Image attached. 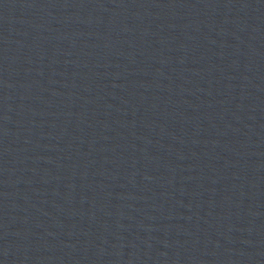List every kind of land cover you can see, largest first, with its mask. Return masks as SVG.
<instances>
[{"label":"water","instance_id":"water-1","mask_svg":"<svg viewBox=\"0 0 264 264\" xmlns=\"http://www.w3.org/2000/svg\"><path fill=\"white\" fill-rule=\"evenodd\" d=\"M264 207V0H0V264H232Z\"/></svg>","mask_w":264,"mask_h":264}]
</instances>
